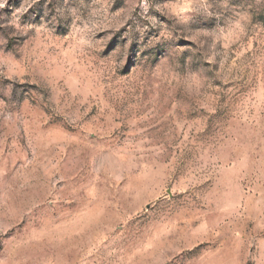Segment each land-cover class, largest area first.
Listing matches in <instances>:
<instances>
[{
	"label": "rangeland",
	"instance_id": "rangeland-1",
	"mask_svg": "<svg viewBox=\"0 0 264 264\" xmlns=\"http://www.w3.org/2000/svg\"><path fill=\"white\" fill-rule=\"evenodd\" d=\"M0 264H264V0H0Z\"/></svg>",
	"mask_w": 264,
	"mask_h": 264
}]
</instances>
